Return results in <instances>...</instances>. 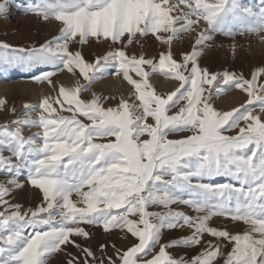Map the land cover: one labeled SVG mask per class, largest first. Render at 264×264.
Masks as SVG:
<instances>
[{"label": "snow or ice", "instance_id": "1", "mask_svg": "<svg viewBox=\"0 0 264 264\" xmlns=\"http://www.w3.org/2000/svg\"><path fill=\"white\" fill-rule=\"evenodd\" d=\"M25 11L61 22L59 35L39 47L13 49L23 55L13 60L0 56V63L53 66L56 71L36 77L50 85L56 72L74 74L78 69L88 84L61 86L57 97H44L38 106L25 103L23 116L10 122L14 130L0 126V173L11 177L0 182V264H48L67 244L83 254L84 264L90 257L96 264L94 253L71 239L89 237L83 224L103 225L105 232L127 229L136 238L125 250L113 245L117 259L107 257V264H214L218 258L223 264H264V120L255 114L257 104L264 113V83L258 84L264 66L248 79L231 71L210 72L198 63L202 47L209 46L206 42L214 33L230 37L249 33L264 43V0L256 9L240 0H40L29 3ZM7 12L4 0L0 17ZM201 21L207 27L197 32ZM193 32L192 50L177 62L171 51L173 40ZM149 34L169 46L158 62L127 55L125 49L139 43L138 35ZM92 38L97 42L103 38L111 46L94 62L69 47L83 46ZM0 48L11 46L0 44ZM108 69L133 87L131 95L139 103L121 98L115 107H104L108 98L95 93L90 100L80 99L79 93L109 74ZM130 72L140 79H133ZM151 74L178 81V87L158 94L149 83ZM231 88L245 92L247 101L230 111L216 110L213 95ZM53 104L72 115H60ZM6 105V99H0V109ZM37 109L42 111L33 117ZM173 109L178 111L172 113ZM10 111L15 113V108ZM23 126L42 131L25 137ZM233 130L234 135L225 134ZM178 133L187 135L169 139ZM4 151L11 155L5 157ZM23 171L30 185L42 192L40 204L25 211L5 199L23 187L17 179ZM217 176L231 177L239 186L203 182ZM185 193L188 199L183 198ZM172 204L186 205L196 215L173 211ZM152 205L168 211L150 212ZM214 216L243 222L247 228L232 234L212 227L209 221ZM185 226L192 229L191 235L161 243L162 229ZM206 233L217 242L205 241L203 251L189 260L173 258L166 251L201 245ZM224 242L231 245L227 254ZM105 247L101 245V251ZM67 255L66 264H79L78 257Z\"/></svg>", "mask_w": 264, "mask_h": 264}, {"label": "rangeland", "instance_id": "2", "mask_svg": "<svg viewBox=\"0 0 264 264\" xmlns=\"http://www.w3.org/2000/svg\"><path fill=\"white\" fill-rule=\"evenodd\" d=\"M0 2H4V0H0ZM8 4V12L5 16L0 17V44H8L11 46L10 49L4 50L0 48V56H7L9 60H13L17 55H23V53H16L13 49H29L32 47H39L40 45L53 40L54 37L59 35V29L61 27V22L56 21L54 18H50L48 21H45L42 17L26 12L25 8L29 3H39L40 0H6ZM172 2V0H170ZM211 2V0H208ZM242 4L253 7L254 9L258 8L261 5V0H240ZM183 7V5H181ZM175 15L176 13H172ZM207 25L201 21L198 26H196V31L206 28ZM159 35H167L166 33H160ZM213 39L211 41H207L206 44L209 46L202 47V54L198 58V63L200 67L207 68L210 72H223V71H231L236 74H242L245 78L250 79L251 73L257 68L264 66V43H261L257 36L245 33L243 35L237 34L233 37L225 36L221 33H214ZM139 39V43H133L128 46L125 51L127 55L132 56L135 55L139 57L143 55L146 59H155L158 62L159 54L161 52H167L169 50L168 45H164L160 43L154 35L149 34L145 37H137ZM196 38V33L190 34H181L179 37L173 40L171 45V51L173 53V57L177 62H181L182 53H188L192 50L193 42ZM93 39V40H92ZM90 39L88 44L80 46L76 43L70 44V49L80 50L84 59L88 62H94V58L96 56H103L110 50L109 42L105 41L103 38L100 39L99 42L95 38ZM92 41V42H91ZM94 41V42H93ZM233 44L236 45L235 49H233ZM121 44H116L115 47H122ZM146 71H150L147 65L143 66ZM0 68L2 70L3 77H0V81L4 79L3 83L6 85H11V90L9 94H1L0 99H6L7 105L0 109V126L5 124L8 125L10 130L15 129V125L10 122L17 117L23 116V105L28 103L30 105H39L44 97L55 98L58 95L59 88L63 86L66 89L75 88L77 82L81 85H87L88 82L83 79L79 74V70H75L74 78L68 79L66 78L69 73L67 70L63 72H56V75L51 77L52 85H50L47 81L37 82L36 77L41 76L46 71H56L53 66L44 65V66H33L31 68L24 67L15 62L10 63H0ZM114 69H108L107 75H105L102 79L93 81L87 90L81 91L79 93L80 99L90 100L92 94L95 93L99 95L101 98L107 97L108 99L103 101L104 107H115L118 105L121 98L128 99L130 103L135 102L139 103V101L135 100V96L131 95L134 92V89L131 85L127 83L121 76L113 75ZM133 79L139 80L140 77L136 76L134 72L129 73ZM76 78V79H75ZM109 78V79H108ZM162 78L164 80H171L172 87H168L166 91L162 90ZM110 79H117L118 85H123L121 87H113L110 88L112 90H108L101 86L102 82H107ZM149 83L152 85V88L158 94L166 95L167 93L173 91L176 87H178V81H175L169 77H165L162 74H151L149 76ZM160 83V84H159ZM259 83H264V77L258 80ZM22 84H32L33 86H54L52 90H45L44 92L36 93L37 97L33 98L29 92L25 93L22 91ZM18 87V88H17ZM104 88V89H103ZM106 89V90H105ZM113 91V92H112ZM20 92V93H19ZM243 92V91H242ZM241 90L236 88H231L224 91L220 95H213L212 103L216 110L219 111H230L231 109L238 107L240 104H243L247 101L248 96L245 95L242 100L239 102H234L229 106H225L221 104L219 101L222 97L230 95L232 93H242ZM19 93V95H18ZM245 93V92H243ZM28 94L30 96H28ZM246 94V93H245ZM32 99V100H31ZM62 99V97L60 98ZM15 108V113L10 111L11 108ZM53 107L57 108V112L63 116H71V112L60 111L59 105L53 104ZM67 107V105H65ZM232 107V108H231ZM256 113L261 117L260 106L257 104L255 106ZM42 110L37 109L36 112L32 113L33 117H36L40 114ZM178 111V109H173L172 113ZM169 113V114H172ZM45 115H47L45 113ZM84 123H90L87 118L83 116H78ZM262 119V117H261ZM243 123V122H242ZM42 130L37 127H28L23 126V135L28 137L34 133L41 132ZM226 135H234L235 130L232 132L225 133ZM187 133H178L175 135H170L169 139H178ZM38 142H41L38 140ZM96 142H106L104 139H98ZM3 155L8 157L11 155L10 152L4 151ZM13 162H15L13 160ZM11 177L7 173H0V182H5ZM18 182L23 185L21 188H16L11 191V193L5 197L11 204H19L21 205V211H25L28 209H35L42 200V192L30 185L27 179L26 171H23L19 177H17ZM165 179H170V177H166ZM196 181L194 180L193 183ZM204 183H233L237 187L236 181L232 180L231 177L225 176H217L211 179H205ZM11 187L10 185H8ZM87 190V189H85ZM184 199H188L189 196L185 193L183 196ZM72 199L75 201L77 197L74 195ZM83 205L78 204V207ZM171 210L184 212L189 216H195L196 213L186 205L183 204H172ZM3 208L0 207V211ZM150 212H167L168 209L152 205L147 209ZM130 219L138 220V216H130ZM150 221L155 223L154 218H150ZM209 225L212 227H216L221 230H227L232 234H242L247 225L243 222L237 221L233 222L229 218L214 216L209 221ZM86 231L89 232V237H72L76 244L81 245L82 247L89 248L96 258V264L100 259L105 261L107 264V257H112L114 260L117 259L115 255V248L125 250L132 244L136 243V238H134L131 233L127 232V229L121 231L120 229H111L107 232L104 231L103 225L93 226L88 224L81 225ZM142 227V225H141ZM31 232V229L26 230V234ZM192 229L188 227H182L178 229L169 230L167 228L161 230V243H167L174 239H179L182 237H186L191 235ZM213 241L216 243V238L210 236L209 234H204L202 237V244L198 246H175L166 249L168 253L173 258H181L183 257L186 260L191 259L192 257L199 254L204 249L205 241ZM225 243V247L223 248V252L227 254L231 250V245ZM105 245L103 251H101L100 246ZM64 248L63 252L57 253L51 257L48 264H66L69 256L67 253H71L73 256L79 258V264H84L83 254L72 244H67L62 246ZM156 252L159 251V246L155 249ZM150 258V257H149ZM89 264H93V258H88ZM119 264V261H117ZM214 264H223L222 259H217Z\"/></svg>", "mask_w": 264, "mask_h": 264}, {"label": "bare ground", "instance_id": "3", "mask_svg": "<svg viewBox=\"0 0 264 264\" xmlns=\"http://www.w3.org/2000/svg\"><path fill=\"white\" fill-rule=\"evenodd\" d=\"M93 40V39H92ZM92 42V41H91ZM94 42V41H93ZM121 46V45H120ZM0 77H3V74H2V70L0 68ZM66 78H68L69 80L70 79H73L74 78V74H67ZM76 79V78H75ZM109 79V78H108ZM171 81V80H170ZM169 80H164L162 78V90L166 91L168 89V87H172V83L173 82H170ZM4 82V79H2L0 81V95L1 94H9V91L8 90H11V85H6V83H3ZM118 80L117 79H110L108 80L107 82H102L101 86H103L104 88H107L108 90L110 88H113V87H121L123 85H118ZM160 84V83H159ZM52 85V84H51ZM22 90H25V91H22V92H29V94L33 97V98H36L37 97V94L36 93H40L42 94V92H44L45 90H52L53 88L57 87V85L55 84L54 86H40V87H36V86H33L32 84H22ZM18 88V87H17ZM103 88V89H104ZM55 90V89H54ZM52 90V91H54ZM106 90V89H105ZM112 90V89H110ZM113 92V91H112ZM242 92V91H241ZM20 93V92H19ZM18 93V95H19ZM28 94V96H30ZM247 95L245 93H232L230 95H227L225 97H222L219 101L221 102V104L225 105V106H229L231 105L232 103H236V102H239L240 100H242L244 98V96ZM20 96V95H19ZM32 100V99H31ZM8 102V101H7ZM232 108V107H231ZM261 114V117H262V120H264V113H260Z\"/></svg>", "mask_w": 264, "mask_h": 264}]
</instances>
